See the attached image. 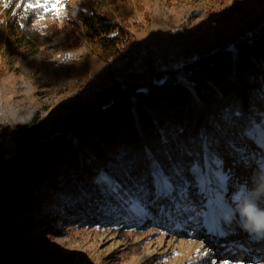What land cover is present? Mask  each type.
Here are the masks:
<instances>
[{
	"label": "trees",
	"instance_id": "obj_1",
	"mask_svg": "<svg viewBox=\"0 0 264 264\" xmlns=\"http://www.w3.org/2000/svg\"><path fill=\"white\" fill-rule=\"evenodd\" d=\"M19 1L21 7L14 11ZM28 1L4 0L3 7L0 0V77L7 72L25 80L32 78L41 66L36 59L58 33L53 27H32L40 10L25 11L23 4ZM143 9L140 0H80L73 21L83 30L88 57L110 67L123 56L135 39L134 30L148 23L146 14L143 24L133 21ZM241 9L242 5L233 3L219 18L228 19ZM150 66V79L143 85L125 86L120 95L95 90L90 111L65 127L51 129L45 142L29 137L24 147L15 143L14 154L8 155L1 146L6 136V129L2 130L0 264H23L27 228L37 213L84 226L110 225L130 216L124 199L135 198L138 206L144 205L155 190L146 156L151 152L163 161L159 154L163 136L170 141L177 136L193 141L189 147L199 150V134H215L218 146L213 144V153L218 147L227 151L223 132L232 133L248 124L242 99L231 93L234 76L246 75L243 80L250 81L249 105L264 102V26L251 37L235 40L233 50L225 48L168 72ZM220 98L226 102L219 113L207 114L203 124H197L201 107L218 104ZM237 111L241 117L234 116ZM77 145H83L81 150L75 151ZM94 162L97 168L92 166ZM45 179L47 183H43ZM40 185L46 195L32 196ZM17 211L28 216L18 217Z\"/></svg>",
	"mask_w": 264,
	"mask_h": 264
},
{
	"label": "rangeland",
	"instance_id": "obj_2",
	"mask_svg": "<svg viewBox=\"0 0 264 264\" xmlns=\"http://www.w3.org/2000/svg\"><path fill=\"white\" fill-rule=\"evenodd\" d=\"M1 1L2 6L6 7L4 0ZM140 1L144 9L134 15L133 21L143 24V15L146 14L148 23L134 30L135 39L132 44L143 41L154 49L142 58L131 60L117 69H113V66L118 59L109 67L96 58L88 57L83 45V30L73 21L80 0H60L61 10L58 14L56 11L40 10L32 27L38 30L45 26L50 29L53 27L58 33L47 44L48 49L36 59L41 63L38 72L28 78L31 81L7 72L0 77V133L6 129L1 146L6 147L8 155L14 154L15 143L24 147L25 139L29 137H40L45 142L51 129L65 127L79 115L90 111L95 90L100 93L112 90L120 95L123 87L133 88L150 79L148 73L151 63L156 71H173L183 64L208 57L225 48L233 50L235 40L251 37L264 26V0ZM31 2L34 0L27 3ZM233 3L242 5L241 11L228 19H220L221 11ZM18 10L15 6L14 11ZM1 20L2 16L0 22ZM67 51L74 53L75 59L72 62L53 61L52 58L57 54L63 60ZM43 58L45 63L42 62ZM110 68L112 72L109 75ZM257 70L261 69L257 67ZM245 77L247 76H234V89L231 93H236L242 99L247 110V121L254 119L259 122L261 117L257 112L264 111V102L254 101L249 105L247 93L251 84L249 80H243ZM14 88L20 89L19 92ZM16 102L23 103L24 110L11 109L7 112L10 107L15 108L13 105ZM225 102L226 98H220L218 104L201 107V115L196 117L197 124H203L207 114L217 115ZM234 132L235 136L233 132L224 131V138L226 142L235 139L238 146L245 145L248 149L247 159H241L228 143L227 151L219 147L215 149L220 160L219 169L226 177L219 201L226 216L231 215L233 194L242 187H253L257 174L264 173V156L252 151L258 142L250 137L241 140L240 128ZM82 147L83 145H77L75 151ZM92 166L98 167L96 162ZM89 171L92 172V169ZM47 179L43 183H47ZM164 179L155 177V190L148 194L144 205L138 206L135 198L131 201L125 198L130 216L117 220L114 224L76 225L37 213L30 218L32 224L27 228L28 242L24 247L21 263L211 264L213 260L217 264H222L224 260L229 261V264L264 262V247L258 243L242 252L241 257L238 256L239 252L234 247L242 242V237H237L241 230L237 219L227 220L228 230L232 234L216 239L206 226L190 227L186 222L187 214L177 211L176 199L170 193H164ZM38 193L46 195L43 185L35 188L32 196ZM179 196L177 191L176 197ZM201 198L202 192L196 188L189 195V203H198ZM258 203L260 207H264V200ZM17 215L22 218L28 216L20 211H17ZM255 237L258 241L264 240V236ZM197 248L207 252V257L197 254Z\"/></svg>",
	"mask_w": 264,
	"mask_h": 264
},
{
	"label": "snow or ice",
	"instance_id": "obj_3",
	"mask_svg": "<svg viewBox=\"0 0 264 264\" xmlns=\"http://www.w3.org/2000/svg\"><path fill=\"white\" fill-rule=\"evenodd\" d=\"M50 5L51 8H49ZM16 7L20 8L21 4L17 3ZM23 8L25 11L51 10L56 11L57 14L61 10L60 0H43V2L34 0V2L23 4ZM241 115L239 111L234 113L235 117H241ZM257 115L261 117L259 122L253 119L246 127L240 126V138L243 140L244 137H250L257 141V146L252 151L260 152L264 156V111H258ZM235 135L236 133L233 132V136ZM199 139V150H193L189 147V143H194L193 141H183L179 136L174 141H170L167 136H163L159 149L163 161L149 152L146 156L147 167L152 176L165 178L162 180L164 193H170L176 199L177 211L187 214L186 222L190 227L206 226L210 231L216 232L220 230L222 221H226L227 217L219 203L226 177L219 169L218 154L212 151L214 143L218 146L215 134L200 133ZM227 143L235 149L241 159L248 158V149L245 145L238 146L235 139L228 140ZM196 188L201 190L202 198L198 203L190 204L189 195ZM177 191L180 193L178 198ZM249 243H258L264 247V240L258 241L256 237H252ZM196 253L202 254L203 257L208 255L207 252H202V248H197ZM211 264H217V261L213 260ZM222 264H229V261L224 260Z\"/></svg>",
	"mask_w": 264,
	"mask_h": 264
},
{
	"label": "clouds",
	"instance_id": "obj_4",
	"mask_svg": "<svg viewBox=\"0 0 264 264\" xmlns=\"http://www.w3.org/2000/svg\"><path fill=\"white\" fill-rule=\"evenodd\" d=\"M53 61L70 63L75 59L72 51L64 53V59L57 54ZM59 66V65H58ZM264 200V173L257 174L253 187L238 190L233 194V206L230 209L231 215L226 220L237 219L239 227L255 236H264V207H260L258 201Z\"/></svg>",
	"mask_w": 264,
	"mask_h": 264
},
{
	"label": "bare ground",
	"instance_id": "obj_5",
	"mask_svg": "<svg viewBox=\"0 0 264 264\" xmlns=\"http://www.w3.org/2000/svg\"><path fill=\"white\" fill-rule=\"evenodd\" d=\"M184 20H186V19L184 18ZM138 46L149 47L148 43H145L143 41H135V43L131 45V47L128 49V51L118 59V62H116L114 64L113 69L121 68L127 62L134 60V59L142 58L145 54H148L153 50V49H141L139 52V56H136V48H138ZM133 56H135V57H133ZM0 61H1V56H0ZM110 70H112V69L110 68ZM28 81H31V80H28ZM14 89L16 90V92H19V90H20L18 88H14ZM14 105H15V108L10 107L7 112H9L11 109H16V108H17V110L22 111L25 108L23 103L20 104V103L16 102V104H14ZM207 230L209 231V233L211 235L215 236V239L218 237H221L222 235L232 234V232L228 230L227 220L222 221L219 231L213 232V231H210L208 228H207ZM239 232H240V235H238L237 237L238 238L242 237V239H241L242 242L234 247V249L237 250V253L239 252L238 256L242 255V252L248 251L250 248H252V246L254 247V243L250 244L249 241L252 237H255V235H251V234L243 231L242 229L239 230ZM231 264H233V263H231ZM262 264H264V262H262Z\"/></svg>",
	"mask_w": 264,
	"mask_h": 264
},
{
	"label": "built area",
	"instance_id": "obj_6",
	"mask_svg": "<svg viewBox=\"0 0 264 264\" xmlns=\"http://www.w3.org/2000/svg\"><path fill=\"white\" fill-rule=\"evenodd\" d=\"M141 49H154V48L152 46H149V47L138 46V48H136V56H139V52ZM133 57H135V56H133ZM13 106L15 107V105H13ZM16 111H18L17 108H16Z\"/></svg>",
	"mask_w": 264,
	"mask_h": 264
}]
</instances>
